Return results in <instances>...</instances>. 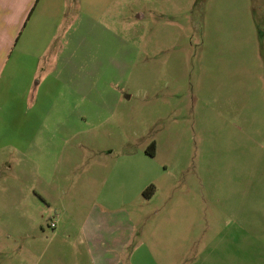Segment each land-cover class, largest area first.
<instances>
[{
	"label": "rangeland",
	"instance_id": "obj_1",
	"mask_svg": "<svg viewBox=\"0 0 264 264\" xmlns=\"http://www.w3.org/2000/svg\"><path fill=\"white\" fill-rule=\"evenodd\" d=\"M68 2L0 80V264H103L88 225L119 264H264V0Z\"/></svg>",
	"mask_w": 264,
	"mask_h": 264
},
{
	"label": "crops",
	"instance_id": "obj_2",
	"mask_svg": "<svg viewBox=\"0 0 264 264\" xmlns=\"http://www.w3.org/2000/svg\"><path fill=\"white\" fill-rule=\"evenodd\" d=\"M68 7V0H58L57 4H55V0H0V80L10 55L23 40L25 30L27 31L29 28L36 30L41 40L46 43L49 41L47 46L51 45V38L56 36L59 24L64 22ZM28 39H30L29 36ZM47 46L43 52L49 50ZM22 53L28 55L25 49L22 50ZM0 84H2L0 89L3 90V83ZM88 226L85 227V237L93 252L102 251L101 255H105L102 259L103 264H119L118 252L123 247L119 238L111 237L114 234L113 231L107 232L110 236H103L97 227L94 229L92 225ZM126 241L127 238L123 244ZM115 250H117V254H115ZM94 259L100 262L97 255Z\"/></svg>",
	"mask_w": 264,
	"mask_h": 264
},
{
	"label": "trees",
	"instance_id": "obj_3",
	"mask_svg": "<svg viewBox=\"0 0 264 264\" xmlns=\"http://www.w3.org/2000/svg\"><path fill=\"white\" fill-rule=\"evenodd\" d=\"M151 155H155L154 147L153 150L150 152Z\"/></svg>",
	"mask_w": 264,
	"mask_h": 264
},
{
	"label": "built area",
	"instance_id": "obj_4",
	"mask_svg": "<svg viewBox=\"0 0 264 264\" xmlns=\"http://www.w3.org/2000/svg\"><path fill=\"white\" fill-rule=\"evenodd\" d=\"M52 227H56V222H52Z\"/></svg>",
	"mask_w": 264,
	"mask_h": 264
}]
</instances>
